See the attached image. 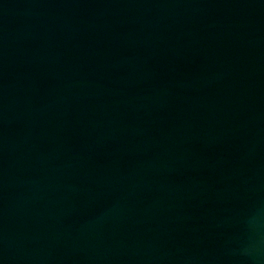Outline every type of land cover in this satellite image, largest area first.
<instances>
[{
	"label": "water",
	"instance_id": "obj_1",
	"mask_svg": "<svg viewBox=\"0 0 264 264\" xmlns=\"http://www.w3.org/2000/svg\"><path fill=\"white\" fill-rule=\"evenodd\" d=\"M0 264H264V0H0Z\"/></svg>",
	"mask_w": 264,
	"mask_h": 264
}]
</instances>
